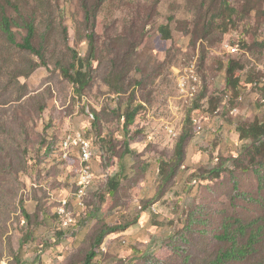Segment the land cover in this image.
I'll return each mask as SVG.
<instances>
[{
	"label": "rangeland",
	"instance_id": "obj_1",
	"mask_svg": "<svg viewBox=\"0 0 264 264\" xmlns=\"http://www.w3.org/2000/svg\"><path fill=\"white\" fill-rule=\"evenodd\" d=\"M12 2L35 20L34 43L44 46L41 57L0 32V264L84 263L102 230L139 226L140 215L147 223L133 240L123 233L114 245L159 249L142 264H212L231 246L220 238L225 225L240 244L262 227L253 252L226 264H264V190L249 166L250 141L236 131L264 115V93L243 84L264 66V0H106L89 20L84 4L96 0ZM6 12L22 42L23 20L10 6ZM76 54L91 62L83 94L63 72ZM230 59L245 86L233 98ZM192 67L194 96L187 93ZM189 116L185 158L175 166ZM77 131L92 142L95 181L87 204L79 202L85 209L75 207L76 230L67 232L73 227L61 228L56 209L79 188L82 159L75 141L62 157V140ZM166 163L168 174L175 168L169 180ZM259 167L264 182V161Z\"/></svg>",
	"mask_w": 264,
	"mask_h": 264
},
{
	"label": "trees",
	"instance_id": "obj_2",
	"mask_svg": "<svg viewBox=\"0 0 264 264\" xmlns=\"http://www.w3.org/2000/svg\"><path fill=\"white\" fill-rule=\"evenodd\" d=\"M106 0H96L93 7H90L87 3L84 4L87 14V20L91 18V16H96V12L101 7L103 2ZM227 1H225L226 3ZM6 6L12 7L15 12L18 13L19 18L23 20V25L27 30V34L24 37L22 42H17L15 33L13 31L14 25H20L16 19H14L12 16L8 15L6 12ZM93 11V13H92ZM160 33L162 34L165 39H170L171 34L168 25L160 26L159 28ZM0 32L5 35L6 39L13 45H16L22 49L31 51L33 53H36L38 56L43 57V46L44 42H40L39 46H36L34 41H36L37 38V27L35 25V20L30 19L29 17L23 18L22 13L19 9V7L12 2V0H5L4 3H0ZM90 41V55L94 56L96 51V45L95 40L93 37V33H91L89 36ZM88 58L79 57L77 54L74 57L72 63L63 69V72L65 76L74 84L76 91L78 93L83 94L84 90L89 86L91 82L90 73L88 70H86L87 67L91 65V62L87 60ZM239 70V71H238ZM263 75V70L260 75H249L245 81V86H251V87H257L264 93V82L261 81V77ZM255 83H257L255 85ZM242 84L241 80V73H240V65L239 62L236 60H229L228 66H227V78H226V89L228 90V94L230 95V98L237 97L241 93V91L245 88V86ZM140 106V105H138ZM137 114V110L134 108L132 110H129L126 114V123L131 124L135 116ZM191 124L190 116L186 119V126L184 134L180 137V140L178 141L176 145V160L175 166H178L181 164V162L185 158V143L186 140L191 136V131L189 129V125ZM236 131L239 134V138L242 141H250L245 148L247 149V153L250 156V163L249 166L253 165L256 166L255 171L259 175V179L261 181V187L264 190V182L263 178L260 175V167L259 163H263L264 161V115L262 118H256L254 121L249 123H239L236 127ZM63 142V141H62ZM63 149V148H62ZM78 157V156H77ZM68 158V157H67ZM79 159V157H78ZM66 160V159H64ZM80 163V160H79ZM165 168V178L169 180L171 176L174 174L175 168L173 171L171 170V173L168 174L167 167H170V164L166 163ZM258 166V167H257ZM246 168L248 169V165H246ZM211 173L214 174V176H219L220 169L215 168L211 170ZM112 187L107 193V197H113V192L115 191L117 187V183L112 182ZM87 204V201H86ZM27 218L29 216L27 213H25ZM141 218V215L138 216V218L133 222L137 223L139 222V219ZM194 219H191L188 221L186 229L192 226L194 223ZM206 222H203L205 224ZM63 229V227L61 226ZM128 228V225H122L118 224L114 227H109L105 230H102L101 234L96 237L95 242V250H92L90 253H88L86 260L84 264H92V261L97 254L99 248L104 243V238L106 234L110 233H119ZM64 230V229H63ZM237 232L244 233V230H246L245 227L236 229ZM262 227H259L256 231L250 234L249 239L245 242L240 244V241L237 240V233L230 231V228L228 225H225L223 233L221 234L220 238L225 239L231 242V246L229 249L220 252L216 258L215 261L212 262V264H226L228 261H236V260H242L248 254H251L254 250V245L258 241L259 235L261 234ZM184 238V237H182ZM186 239H184V242ZM148 261H154L158 264H163V262H156L154 258H150ZM147 261V262H148ZM146 262V263H147ZM145 263V264H146Z\"/></svg>",
	"mask_w": 264,
	"mask_h": 264
},
{
	"label": "built area",
	"instance_id": "obj_3",
	"mask_svg": "<svg viewBox=\"0 0 264 264\" xmlns=\"http://www.w3.org/2000/svg\"><path fill=\"white\" fill-rule=\"evenodd\" d=\"M262 70H263V75L261 77V81L264 82V66ZM188 77L193 79V84L191 88L187 90V93L192 90L195 82L198 79L196 71H191V69H190V75ZM185 84H186L185 82L181 83V87L183 91H185L184 88ZM256 84L257 83H255V85ZM62 141L64 142V150L62 157H66V159H68L67 158L68 144L73 141H80V148H78V153L80 154V157L82 159V169H81V175H77V177H83V184L75 191V193H72L71 196H67L59 200V205L56 209V214L58 215L60 226H64V223L66 222H73V229L67 230V232L68 231L74 232L76 230L75 207L79 208V201H87L89 197V193H85V186H93V183L95 181V174L92 165L94 152H93L92 142L89 139H87L86 136L81 131H77L76 136L64 137ZM139 208L141 209L142 207ZM79 209H85V208H79Z\"/></svg>",
	"mask_w": 264,
	"mask_h": 264
},
{
	"label": "crops",
	"instance_id": "obj_4",
	"mask_svg": "<svg viewBox=\"0 0 264 264\" xmlns=\"http://www.w3.org/2000/svg\"><path fill=\"white\" fill-rule=\"evenodd\" d=\"M142 217L140 218L139 223L141 224H139V226H131L119 233L106 234L104 242H106L108 246L99 248L92 264H142L148 256L152 255L151 252H153V250L158 251L159 249H154L155 247H150L147 250L134 247L132 245H127L126 247H115V241L120 237L119 235H122L123 233L129 235V239H131V241L133 240L132 238L137 235L142 227L140 225L147 223V221H145ZM178 249L179 247L175 248V250ZM161 253L164 254L162 249Z\"/></svg>",
	"mask_w": 264,
	"mask_h": 264
},
{
	"label": "bare ground",
	"instance_id": "obj_5",
	"mask_svg": "<svg viewBox=\"0 0 264 264\" xmlns=\"http://www.w3.org/2000/svg\"><path fill=\"white\" fill-rule=\"evenodd\" d=\"M194 65V64H193ZM191 71H195L194 67H192ZM198 81V79H197ZM197 81L195 82L194 84V87L192 88L191 91L188 92L189 95L191 96H194V93L196 92V83ZM77 142V144H80V141H75ZM72 146V145H71ZM69 148V147H68ZM79 179V178H78ZM83 184V177H80L79 181H78V187H81ZM77 186V185H76ZM88 186H85V193H87L88 191ZM82 205H84V201H79ZM81 206V205H80ZM83 207V206H82ZM155 209V208H154ZM156 210V209H155ZM73 227V222H66L64 223V228H71ZM63 228V229H64ZM147 264H158V263H155L154 261H148ZM162 264V263H161Z\"/></svg>",
	"mask_w": 264,
	"mask_h": 264
}]
</instances>
